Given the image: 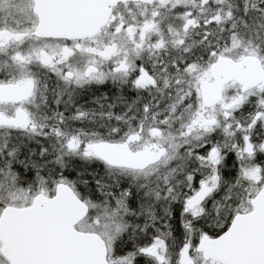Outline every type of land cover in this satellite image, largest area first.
Returning <instances> with one entry per match:
<instances>
[{
	"label": "snow or ice",
	"instance_id": "snow-or-ice-1",
	"mask_svg": "<svg viewBox=\"0 0 264 264\" xmlns=\"http://www.w3.org/2000/svg\"><path fill=\"white\" fill-rule=\"evenodd\" d=\"M0 264H264V0H0Z\"/></svg>",
	"mask_w": 264,
	"mask_h": 264
}]
</instances>
